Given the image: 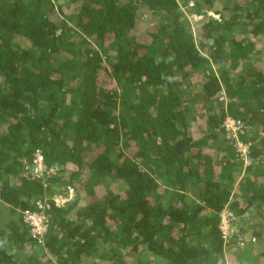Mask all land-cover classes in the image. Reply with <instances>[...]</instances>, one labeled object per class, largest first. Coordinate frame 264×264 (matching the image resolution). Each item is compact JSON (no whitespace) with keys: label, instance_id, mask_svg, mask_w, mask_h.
<instances>
[{"label":"trees","instance_id":"16d2710c","mask_svg":"<svg viewBox=\"0 0 264 264\" xmlns=\"http://www.w3.org/2000/svg\"><path fill=\"white\" fill-rule=\"evenodd\" d=\"M191 1L0 0V264H264V0ZM225 206L255 243L224 247Z\"/></svg>","mask_w":264,"mask_h":264},{"label":"built area","instance_id":"2783aa9c","mask_svg":"<svg viewBox=\"0 0 264 264\" xmlns=\"http://www.w3.org/2000/svg\"><path fill=\"white\" fill-rule=\"evenodd\" d=\"M182 0H178L180 2ZM193 2L189 0L188 5ZM181 6V5H180ZM222 128L226 133V138L234 148L237 158L247 166L251 163L250 142L243 140V135L249 132L250 126L239 118L226 116L222 122ZM26 174L32 177H41L48 174L50 169L45 166L43 152L40 148L33 151L32 157L25 162ZM36 208L22 211L23 221L29 226L30 234L37 241L42 240V236L47 228V216L45 209L50 206L48 201H35ZM238 218L233 211L226 206L218 214V229L224 247L236 245L243 248L247 244L255 243L256 236L251 235L244 228L238 226Z\"/></svg>","mask_w":264,"mask_h":264},{"label":"rangeland","instance_id":"374dc122","mask_svg":"<svg viewBox=\"0 0 264 264\" xmlns=\"http://www.w3.org/2000/svg\"><path fill=\"white\" fill-rule=\"evenodd\" d=\"M193 2V1H192ZM192 7L194 6V2L191 5ZM182 11L186 14V16L188 17L191 26L193 27H197L200 25L201 22H203V20L205 19L204 16L200 15V14H196L195 12L191 11L190 9L188 10V7L186 6H181ZM209 13L211 14V12L209 11ZM148 16L144 15L143 18H141V25L139 26L140 29H143L146 25H148L147 20ZM74 192H72L71 190L67 192L66 196H59V195H55L54 196V201L57 204H62L67 200H70L73 198ZM79 204H83L84 202V196L82 194L79 195V199H78ZM238 226L240 228H244L245 230L247 229L248 232L250 233L251 229L248 228V225H245V223L243 224L242 221H238ZM252 228H255V226H253Z\"/></svg>","mask_w":264,"mask_h":264}]
</instances>
